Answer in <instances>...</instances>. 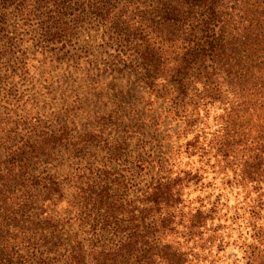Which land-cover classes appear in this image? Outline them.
I'll return each mask as SVG.
<instances>
[{
	"label": "trees",
	"instance_id": "trees-1",
	"mask_svg": "<svg viewBox=\"0 0 264 264\" xmlns=\"http://www.w3.org/2000/svg\"><path fill=\"white\" fill-rule=\"evenodd\" d=\"M88 25L118 136L17 82ZM0 264H264V0H0Z\"/></svg>",
	"mask_w": 264,
	"mask_h": 264
},
{
	"label": "rangeland",
	"instance_id": "rangeland-1",
	"mask_svg": "<svg viewBox=\"0 0 264 264\" xmlns=\"http://www.w3.org/2000/svg\"><path fill=\"white\" fill-rule=\"evenodd\" d=\"M83 30L85 31L77 39L75 47L68 49H59L60 47L55 46L50 50L41 51V49L35 48L31 41L24 38L20 45H22L23 64H25L26 69L25 71L19 70L17 82L19 88H22L26 95H30L31 99L35 98V95H41L39 106L45 107L46 112L52 108L74 107L72 121L76 123L75 128L79 131H90L98 124L104 126L106 134L118 136V132L122 131L123 127L116 126L117 132H115L113 130L115 128H111L109 122L104 119V112L111 107L106 99L90 98L86 104H83L84 112L79 110L81 107L78 101L84 102V97L87 96L88 83L82 84V82L88 78L89 73L92 74L88 72L93 70L91 64L97 63V67L103 70L105 68L104 63L111 61L109 55L99 47L102 43L100 31H97L93 25L83 27L81 31ZM109 66L111 69L114 68L112 64ZM105 74V77L107 76L110 80L111 71ZM121 74H125L123 68ZM114 75L116 74L114 73ZM22 79L25 80L24 87L22 86ZM34 84L37 85V90L33 88ZM120 86L118 84L117 87ZM127 94L129 96L128 106L132 105L131 103H136L138 107L141 106L139 104L140 90L137 87H133ZM117 121L120 123V120ZM91 151L87 150V158H94L92 155L96 152ZM101 158L102 155L98 160ZM91 162L94 161L91 160ZM96 168L101 169V166L95 167V175L92 177L94 180L99 175V173L96 174Z\"/></svg>",
	"mask_w": 264,
	"mask_h": 264
}]
</instances>
